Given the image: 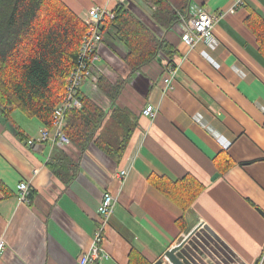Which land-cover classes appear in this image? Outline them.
Returning <instances> with one entry per match:
<instances>
[{"label": "crops", "instance_id": "0c3cea01", "mask_svg": "<svg viewBox=\"0 0 264 264\" xmlns=\"http://www.w3.org/2000/svg\"><path fill=\"white\" fill-rule=\"evenodd\" d=\"M60 1L79 17L93 6L112 10L118 5V0ZM192 3L218 15L232 2ZM124 6L158 31L150 4L125 0ZM248 10L264 19V0H245L216 22L209 43L191 50L173 35L178 70L167 92L156 65L125 85L114 105L127 109L136 127L118 164L90 145L81 154L77 175L71 181L65 174L60 179L48 161L65 148L40 140L46 128L18 111L11 114L12 124L0 117V183L5 188V193L0 190V235L6 241L0 264H76L91 243L104 191L116 196L117 203L102 241L109 258L95 264H129L132 254L148 264L158 259L170 264L164 253L196 226L175 253L184 264H256L261 259L264 59L243 23ZM103 43L99 66L108 76L125 48L117 40ZM81 93L92 95L87 83ZM150 104L157 110L153 120L142 115ZM71 150L65 152L71 155ZM221 151L235 163L222 175L213 164ZM122 170L127 171L123 179ZM152 174L172 181L191 175L204 190L183 213L148 183ZM22 181L30 189L27 203L17 197ZM179 218L186 231L176 225Z\"/></svg>", "mask_w": 264, "mask_h": 264}, {"label": "trees", "instance_id": "16d2710c", "mask_svg": "<svg viewBox=\"0 0 264 264\" xmlns=\"http://www.w3.org/2000/svg\"><path fill=\"white\" fill-rule=\"evenodd\" d=\"M141 1L152 6L151 20L163 32L158 36L120 4L112 11L113 19L105 20L103 38L117 40L125 48L122 62L127 72L118 74L113 82L101 75L97 92L81 93L80 108L65 113L63 131L69 145L48 161L50 170L60 179L70 175L71 181L77 175L81 154L90 145L118 164L136 127V118L127 109L116 107V99L126 84L152 65L158 67V77L166 67L174 65L177 36L172 27L180 18H186L195 0ZM243 23L264 59V19L248 10ZM86 33L82 18L60 0H0V117L12 124L11 114L18 111L51 129L53 110L64 95ZM69 146L71 155L65 152ZM213 164L222 175L235 163L221 151L213 158ZM148 183L183 213L190 211L204 190L203 184L191 175L172 181L152 174ZM0 190L5 193L1 183ZM183 222L179 218L176 225L186 231ZM139 263L148 264L140 255L132 254L129 264Z\"/></svg>", "mask_w": 264, "mask_h": 264}, {"label": "built area", "instance_id": "2783aa9c", "mask_svg": "<svg viewBox=\"0 0 264 264\" xmlns=\"http://www.w3.org/2000/svg\"><path fill=\"white\" fill-rule=\"evenodd\" d=\"M125 0H118V5H124ZM231 5L227 10L221 11L218 15L210 14L200 4H190L186 18H180L172 27V32L179 38V42L187 49L191 50L198 43H209L213 38V29L216 22L226 14H233L236 10L243 6L245 0H231ZM112 10L105 7L93 6L82 18L87 26V33L84 36L80 51L77 57L75 67L69 74L67 79L64 95L59 104L54 108L52 114V127L45 129L41 134V141L50 140L56 147L64 149L69 145V139L64 135V127L66 126L65 113L68 110L80 108L81 87L84 83L89 86V92L94 94L97 92V82L101 75L105 74L99 66L101 59V49L103 48L104 38L102 35V27L107 19H113ZM178 70L177 65H171L164 69L161 75L163 83V93L171 89L172 82ZM157 110L153 105L146 106L142 115L153 120ZM28 145H31L29 142ZM126 172L122 170L120 177H126ZM17 197L21 202L27 203V197L30 193L28 184L24 181L16 186ZM117 203L116 196L108 191L101 194L97 207L98 222L93 232L91 243L85 252L81 255L76 264H95L106 261L109 255L103 249L102 241L104 231L109 224V220L114 213ZM201 224V223H200ZM184 235L183 238H185ZM6 247V241L0 235V253ZM264 255H262L259 264H262ZM233 264H240L237 260H232Z\"/></svg>", "mask_w": 264, "mask_h": 264}, {"label": "water", "instance_id": "95a60500", "mask_svg": "<svg viewBox=\"0 0 264 264\" xmlns=\"http://www.w3.org/2000/svg\"><path fill=\"white\" fill-rule=\"evenodd\" d=\"M218 177V174L213 175L211 180H215ZM199 226H196L194 229H192L187 235L186 237L183 239L182 242H180V244L178 246H174L171 249H169L168 251H166L164 253V259H166L170 264H184L176 255L175 253L177 252L178 248L180 246H182L184 244V242H186L187 239H189L191 237V235H193V233L195 232V230L198 228ZM163 263V259H158L154 264H162Z\"/></svg>", "mask_w": 264, "mask_h": 264}, {"label": "rangeland", "instance_id": "374dc122", "mask_svg": "<svg viewBox=\"0 0 264 264\" xmlns=\"http://www.w3.org/2000/svg\"><path fill=\"white\" fill-rule=\"evenodd\" d=\"M163 31L161 30V29H158V31L156 32V34L158 35V36H160L161 35V33H162ZM106 40H107V42H111L110 40H109V38L108 37H106ZM118 55V54H117ZM119 57H120V55H119ZM118 66H116L114 69H113V71H111V73L112 74H109L108 76H110V78H108V76H106L105 74H103V76L104 77H106L107 79H111V80H115L116 79V77L118 76V74L119 75H122V73H124V75L126 74V69H125V67H124V65H123V62L122 61H118V64H117ZM101 99V98H100ZM103 102V101H102ZM104 104V103H103ZM264 255V254H263ZM165 261L167 262V263H169L166 259H165Z\"/></svg>", "mask_w": 264, "mask_h": 264}]
</instances>
